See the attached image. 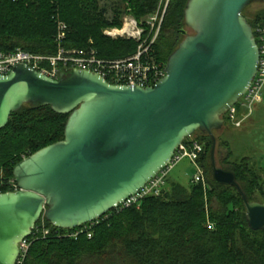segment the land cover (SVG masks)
<instances>
[{"label":"water","instance_id":"1","mask_svg":"<svg viewBox=\"0 0 264 264\" xmlns=\"http://www.w3.org/2000/svg\"><path fill=\"white\" fill-rule=\"evenodd\" d=\"M254 0H187L191 29L147 87L119 85L83 68L56 78L19 63L0 74V129L24 104L67 114L64 137L13 167L17 189L0 192V264L44 216L57 228L89 223L142 188L195 131L211 139L213 180L233 186L245 219L264 229V201L248 200L232 170L219 166L215 131L251 83L259 50L243 9Z\"/></svg>","mask_w":264,"mask_h":264},{"label":"trees","instance_id":"2","mask_svg":"<svg viewBox=\"0 0 264 264\" xmlns=\"http://www.w3.org/2000/svg\"><path fill=\"white\" fill-rule=\"evenodd\" d=\"M186 1L170 0L165 9L152 47L164 63L183 38ZM158 3L116 0L112 18H108L100 0H0V51L21 47L53 53L57 21L61 20L67 26V47H84L91 41L99 56L126 57L136 51L138 41L111 38L103 29L122 26L123 4L124 11L128 9L140 22L156 11ZM246 19L252 28L262 24L264 8ZM66 119L67 114L49 106L31 108L29 104L10 114L0 129L1 192L14 190L9 181L17 162L64 137ZM194 138L203 144L198 162L210 188L166 180L160 196H147L138 206L114 207L90 223V237L86 232L71 237L65 234L68 229L57 228L42 216L35 228L43 223L48 233L29 238L22 264H264V229L248 226L235 187L213 180L210 137L199 131ZM219 146L225 150L220 166L235 173L248 200L264 201L262 173L246 157L233 160L228 141L219 139ZM207 220L213 224L210 229Z\"/></svg>","mask_w":264,"mask_h":264},{"label":"built area","instance_id":"3","mask_svg":"<svg viewBox=\"0 0 264 264\" xmlns=\"http://www.w3.org/2000/svg\"><path fill=\"white\" fill-rule=\"evenodd\" d=\"M169 1L160 0L156 11L140 22L134 17L127 16L124 18L121 27L103 29V33L111 38H133L138 41L136 51L129 56L119 58L99 56L97 49L91 45V41L90 45L84 47H67L65 45L67 26L63 21L58 20L57 32L54 37L56 45L53 53H34L21 47L0 51V74L8 73L19 63L53 78L57 77L61 69L76 67L89 69L113 84L140 87L152 86L165 75L166 63L156 58L152 47ZM252 31L259 50V59L256 73L248 88L224 114L225 119L234 126H240L243 120L252 113L254 107L264 101V21L262 24L252 28ZM202 152L203 144L192 136L188 137L185 142L182 141L175 149L170 160L142 188L129 195L115 207L138 206L141 200L147 196H160L166 186L170 170L184 157H187L196 167L191 182L201 183L204 188H208L205 174L198 162ZM9 182L16 190L15 181L11 179ZM1 186L2 181H0ZM262 195L264 198V190ZM95 220L79 227L68 229L65 234L77 237L79 234L86 232L87 236L90 237V223ZM206 226L210 229L213 224L207 220ZM47 233L48 229L43 223L36 228L34 226L30 235L18 243L19 252L15 264L23 263L30 244V237Z\"/></svg>","mask_w":264,"mask_h":264},{"label":"rangeland","instance_id":"4","mask_svg":"<svg viewBox=\"0 0 264 264\" xmlns=\"http://www.w3.org/2000/svg\"><path fill=\"white\" fill-rule=\"evenodd\" d=\"M113 2L116 0H100V5L106 8L108 18H112L113 15ZM262 8H264V0H254L244 8L243 14L246 18H251ZM124 9L126 7L123 4L120 9L122 23L125 17H133L128 9L125 11ZM197 133L199 131H195L192 137H196ZM215 135L217 137L215 157L219 166L221 154L225 153V150L219 146V139H223L229 143L233 160L246 157L250 166L262 173L264 177V101L254 107L252 113L243 120L240 126H234L226 120L223 127L215 131ZM195 171L194 163L184 157L172 167L167 180L186 186L191 182ZM208 188H210L209 184Z\"/></svg>","mask_w":264,"mask_h":264},{"label":"flooded vegetation","instance_id":"5","mask_svg":"<svg viewBox=\"0 0 264 264\" xmlns=\"http://www.w3.org/2000/svg\"><path fill=\"white\" fill-rule=\"evenodd\" d=\"M183 29H185V31H186L187 33H191V32H192L191 29H189V28L186 27L185 25H184ZM182 35H183V34H182Z\"/></svg>","mask_w":264,"mask_h":264}]
</instances>
